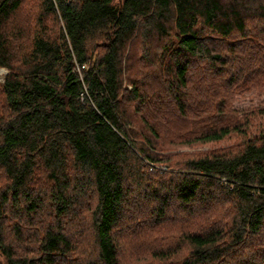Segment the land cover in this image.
<instances>
[{"label": "trees", "instance_id": "16d2710c", "mask_svg": "<svg viewBox=\"0 0 264 264\" xmlns=\"http://www.w3.org/2000/svg\"><path fill=\"white\" fill-rule=\"evenodd\" d=\"M22 2L0 0V264H120L121 234L170 219L135 260L264 264V134L216 114L264 86V0H41L25 47ZM133 41L164 78L132 67ZM167 124L246 141L162 159Z\"/></svg>", "mask_w": 264, "mask_h": 264}, {"label": "rangeland", "instance_id": "374dc122", "mask_svg": "<svg viewBox=\"0 0 264 264\" xmlns=\"http://www.w3.org/2000/svg\"><path fill=\"white\" fill-rule=\"evenodd\" d=\"M41 0H23L21 10L18 15L19 16V22L23 24L21 29L24 30V33H22L23 37L21 39V44L25 47L28 41V38H31L32 34L37 30L35 25V20L39 12H41ZM23 32V31H22ZM15 43H17L16 39H13ZM143 45V44H142ZM140 43H137L133 41L127 51L132 54V58L135 56L134 61L132 62V67L136 69L137 72L141 71V74H144L145 71L150 74H156L159 75L161 73L162 77L164 78V73L166 71V67L164 65L159 64V58L155 57L156 53L153 50H150L149 53H146L148 49L145 48V45L142 46ZM152 45H148L150 48ZM134 54V55H133ZM142 55V58H140ZM139 59V60H137ZM140 70V71H139ZM197 71V70H195ZM7 71L5 69L0 68V83L3 82V78L6 75ZM125 77V76H124ZM190 88L194 89L195 86H191ZM228 98L224 99L222 96V102L224 103V109L223 113H217L220 115L222 119H224L227 115H232L233 119H239L240 123H244L245 121H249L252 119L253 124L252 128L250 129V132L248 133V138L258 137L264 134V86L261 82V84H251L250 86H247L243 89H236L226 95ZM193 100L189 101V108L195 107V104L192 103ZM192 106V107H191ZM159 114L161 109H154ZM208 111V108L205 109ZM216 111V110H215ZM152 112L148 114V116H152ZM192 110H188V114L191 115ZM213 111L208 112L209 114H213ZM230 112V113H229ZM156 114V113H155ZM164 127V126H163ZM168 127V128H167ZM173 128L170 125H166L162 130H160L162 133V138L160 141H158L157 146V152L155 156L160 157L162 159H172L175 156H183V155H189V154H203L205 152H214V151H220L222 149H228L229 147L238 146L242 144L246 139L241 140L240 137H230L228 139H225L221 142L217 143H198L196 142L195 138H190L189 140L185 141H179L175 142L174 140V132L171 133V131L167 130ZM141 130V128H140ZM166 130V131H165ZM139 131V130H138ZM142 131V130H141ZM183 130H181L180 126L177 127L176 132L180 133ZM197 132V131H192ZM198 134V133H197ZM190 136L195 134H188ZM169 139H173L174 144L169 143ZM181 160L174 161H183L184 158H180ZM173 165V163H172ZM145 204V203H144ZM143 210H145V205L139 206ZM147 207V206H146ZM149 208V207H147ZM211 219V218H209ZM174 226H178V224H175L171 222V219L166 222H163L160 224L157 228L158 231H154L152 229H148V225L144 226L142 228L136 227L135 230L131 231H125L124 234H121L119 238V243L122 245V249L124 254L120 257V264H143L141 263V260H135L133 258L141 257L146 255V251H148L150 247L151 238L157 239V238H167L171 235L172 231L176 232L175 228H172ZM145 237V240H149L145 244L139 245L138 249L134 251L135 247V241L136 239H142ZM148 237V238H147ZM262 241L259 239L257 244L258 247H263L264 243V235L261 237ZM252 248V249H251ZM247 247L246 250L249 251V253L256 252L254 249L255 247ZM182 252L183 250L180 249ZM139 252V253H138ZM186 251H184L181 255H184ZM253 255H256L254 253ZM258 256V255H257ZM264 257V254L262 255ZM132 259L134 261H132Z\"/></svg>", "mask_w": 264, "mask_h": 264}, {"label": "water", "instance_id": "95a60500", "mask_svg": "<svg viewBox=\"0 0 264 264\" xmlns=\"http://www.w3.org/2000/svg\"><path fill=\"white\" fill-rule=\"evenodd\" d=\"M119 2H121V0H119Z\"/></svg>", "mask_w": 264, "mask_h": 264}]
</instances>
